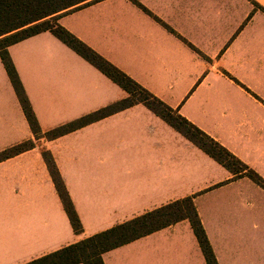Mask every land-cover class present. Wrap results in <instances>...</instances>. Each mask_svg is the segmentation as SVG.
<instances>
[{"label":"crops","instance_id":"obj_1","mask_svg":"<svg viewBox=\"0 0 264 264\" xmlns=\"http://www.w3.org/2000/svg\"><path fill=\"white\" fill-rule=\"evenodd\" d=\"M135 2L93 0L61 12L58 24L264 179V0ZM8 53L41 133H33L0 58V154L33 143L0 160V264H26L188 197L218 264H264L262 188L235 178L143 104L47 138L128 93L50 31ZM102 260L207 264L188 220Z\"/></svg>","mask_w":264,"mask_h":264},{"label":"trees","instance_id":"obj_2","mask_svg":"<svg viewBox=\"0 0 264 264\" xmlns=\"http://www.w3.org/2000/svg\"><path fill=\"white\" fill-rule=\"evenodd\" d=\"M92 1L0 0V58L33 133L39 135L41 130L9 56L8 47L31 36L50 31L55 37L125 90L128 97L76 122L46 133L47 138H56L118 110L136 104H143L187 140L234 174L235 178L245 176L264 190V179L259 174L58 24L61 12ZM133 1L135 2V0ZM31 11L32 14L27 16V13ZM32 146L33 143L31 142L17 145L0 154V160L19 154ZM42 155L72 229L76 234H79L82 231V225L53 158L47 151H44ZM181 220L189 221L207 264H218L190 197L170 203L26 264H104L102 255L105 252Z\"/></svg>","mask_w":264,"mask_h":264},{"label":"rangeland","instance_id":"obj_3","mask_svg":"<svg viewBox=\"0 0 264 264\" xmlns=\"http://www.w3.org/2000/svg\"><path fill=\"white\" fill-rule=\"evenodd\" d=\"M30 14H32V11H31V12H28V13H27V16H29Z\"/></svg>","mask_w":264,"mask_h":264}]
</instances>
